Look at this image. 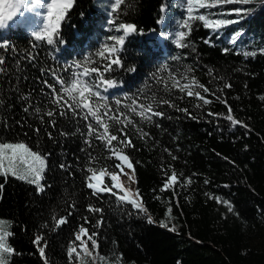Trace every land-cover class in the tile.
I'll return each mask as SVG.
<instances>
[{
    "label": "trees",
    "instance_id": "obj_1",
    "mask_svg": "<svg viewBox=\"0 0 264 264\" xmlns=\"http://www.w3.org/2000/svg\"><path fill=\"white\" fill-rule=\"evenodd\" d=\"M235 8L248 11L241 13L239 23L222 27L218 34L206 28L204 21L191 20V28L182 29L187 33L182 40L190 45L187 48L176 47L167 38L161 45L151 35L158 29L159 19L165 25L180 17L188 19L189 15H204L206 20L236 19L234 13L229 14ZM121 9L122 16L117 17L108 13L100 0H71V7L59 20L52 46L47 45L46 38L33 44L34 32L23 22L25 14L0 28V43L7 42L12 48L0 51L6 69L0 75V93L5 98V105L0 107V141H21L50 153L42 174V192L12 175H0V218L6 220L11 233L6 241L14 249L9 264H44L33 243L36 235L47 241L48 264H67V246L75 240L81 225L88 229L87 234L80 233L81 238L92 246L88 236L97 233V252L117 257L121 264H264V53L259 51L264 48V0L200 7L193 10L195 14L185 16L180 0H122L115 12ZM116 19L136 25L139 31L129 34L124 45L115 44L118 52L114 53V42H108V37L113 35L109 21ZM237 31L243 35L232 45L229 38ZM209 39L211 43L206 42ZM245 51H256L257 55L245 57ZM26 54L29 59H25ZM118 55L122 56V66L105 72V79L97 80V85L101 90L109 88L110 79L108 104L122 108L121 119L127 115L132 123L114 128L115 121L103 117L109 134L118 136L112 145L95 137L73 135L77 127L86 133V123L94 122L88 108L103 115L105 109L95 103L96 89L87 87V78L98 75L92 71L98 63ZM70 66L76 79L63 86L68 91L57 83L61 107L50 105L44 95L50 92L45 82L51 85L54 78L44 70L67 77ZM188 69L191 71L186 72ZM185 72L187 79L180 75ZM193 78L215 93L207 94L197 84H190L211 101L209 104L189 96L187 88L180 91ZM81 80L85 89L79 94L71 86ZM226 83L231 87L225 88ZM17 86L21 93L31 94L33 107L42 108L41 115L56 111L54 128L46 115L42 123L32 110L23 111L25 102L13 91ZM152 96L169 99L176 107L161 105L158 110L164 117L148 122L139 115V103L147 104L146 98ZM127 97L140 100L129 101ZM117 98L120 105L114 104ZM129 103L134 104L136 112L123 108ZM76 104L80 108L74 116L68 106L74 108ZM228 106L233 118L246 128L233 126L226 119ZM181 108H187L191 115L179 111ZM62 110L68 115H59ZM85 114L87 121L83 119ZM120 127L128 137L116 130ZM137 129L150 135H142ZM61 131L69 135H61ZM49 132L53 139L48 138ZM129 138L134 147L120 143ZM117 152L131 159L132 188L138 190V203L144 211L137 212L126 202L117 203L119 195L105 192L94 196L86 186V176H91L85 171L88 167L105 171L107 179L116 163L122 165ZM89 154L96 157L91 163ZM61 163L70 167L62 170ZM173 172L177 181L161 191ZM73 203L75 209L69 207ZM89 204L103 209L102 213L88 212ZM65 216L68 222L57 229V220ZM85 216L91 223L84 222ZM101 218L99 228L93 227Z\"/></svg>",
    "mask_w": 264,
    "mask_h": 264
},
{
    "label": "snow or ice",
    "instance_id": "obj_2",
    "mask_svg": "<svg viewBox=\"0 0 264 264\" xmlns=\"http://www.w3.org/2000/svg\"><path fill=\"white\" fill-rule=\"evenodd\" d=\"M36 2H39V0H36ZM180 2L182 4L186 3L189 6L188 7V13L191 14V12H192L191 5L193 4V0H180ZM196 2L199 4V7H201V8H211V7H215L216 5H220V4H243V5H247V4L251 3L252 0H212L211 4L206 3V0H196ZM24 3H25V0H22V3L16 4V7L21 8L24 5ZM100 3H103L106 5V10L108 11V13H112L113 15H115L117 17L122 16L123 9H121L120 13L115 12V6L120 5L122 3V0H115V3H113V0H100ZM107 6H110V7H107ZM57 7L58 6L55 4V0H53L52 4L47 5V8H48L47 16L51 17L53 15V11L56 10ZM70 7H71V0H68V3L59 6V8H62V9H67ZM164 7H165V14H166V9H167L166 5ZM247 11H248V9H245V8L232 9L229 14L231 15L232 13H234L237 17L236 19L217 18L214 20H206L204 15H198L195 17L189 15L188 19H182L181 21H177L176 22V28L173 29L171 32L167 33L166 35H168L171 38V40L174 41V44L176 47L187 48V47H190V45L188 43H182V40L187 35V33L183 30H180V29H190L191 28V24H190L191 20L204 21L205 22L204 26L206 28H210L213 30L214 34H218V31L222 27L239 23L241 18H242L241 13H244ZM63 16H64V12L59 11L57 13V15L55 16V19L57 21H59L63 18ZM11 19H12V15H9L7 17V20H11ZM6 24L7 23L3 19H0V28L4 27ZM45 28H48L46 36L41 34ZM57 28H58V24L44 25V27L41 31L33 34V36L35 37L33 44H36L37 41H44L46 38L47 45L52 46L54 44L53 35L56 34ZM109 28H110L111 33H113V35H110L108 37V42H114L112 47H111V51L114 53L118 52L117 48L115 47V44L124 45L125 44V38L128 37L129 34L137 33L139 31V29L136 25H134L132 23H128V22H120L119 19H116L115 21L110 20L109 21ZM242 35H243L242 32L237 31L235 34H233L229 38L230 44L236 45L238 38L241 37ZM108 42H105V48L108 47ZM206 42L211 43V40L209 39ZM39 46L40 45H37V47H39ZM4 48H8L9 51L12 50L11 45L8 44L7 42L0 43V51H2ZM224 51L227 52L228 49H225ZM259 51L261 53H264V48L260 49ZM243 54L245 57H249V56L257 55V52L256 51H245ZM101 55H103V53H101ZM25 59H29V56L27 54L25 56ZM53 60L54 61L57 60L54 55H53ZM3 64H4V60L0 59V75H4V73L6 72V69L3 67ZM121 66H122V56L118 55L117 57H112L110 59L106 58L102 64L98 63L96 65V67H94L92 69V71L98 73V75L95 77L89 76L87 78V87L90 89H92V88L96 89V91L93 93V95L96 96L98 98V100L95 103L99 104V107L104 108L105 111H104L103 115H100V114H98V111H93L92 108H88V112L91 113V116L94 118V122L86 123V129H87L86 133L81 132V129L79 127H77L75 129V132L72 133L73 135L79 133L81 135H86V137H88V138L95 137L98 140H106L108 145H112L113 141L118 140V136L116 134H109V125H108V123L104 122L103 117L107 116L109 120L115 121V123L113 124L114 128L116 127V125H123V124H131L132 123V120L129 119L127 117V115H124V118L121 119L122 108H113L112 105L108 104V100L111 98H109L106 95V93L108 92L109 88L112 87L110 79L108 81L109 88H105V89L101 90L97 85V80L105 79V76H104L105 72L110 73L112 71H116V69L118 67H121ZM70 68H71V66L69 67L67 77L60 75V73L56 72L55 70H49V69L44 70L45 74L50 73L54 78L53 83L51 85H49L45 82V85H46V87H48L50 89V92L44 93V95L47 97V102L50 105L61 107V105H60V99L61 98H58L56 95V84L59 83L61 88L64 91H68V89L64 88L63 86L66 83H71L72 81H74L76 79V75H77L76 73L71 72ZM17 70L19 71V65L17 67ZM129 70L134 71V69H129ZM187 71H191V70L188 69V70H186V72ZM186 72L180 74L184 79H187ZM80 83H84V81L81 80ZM190 84H197L198 87L202 88L205 93L215 96V93L211 92V90L209 88L205 87L204 85L199 84L197 81H195L194 78L189 84H184L180 87L181 92H183L187 88L188 89V95L189 96L195 95V97H197L199 100L203 101L204 105L209 104L211 101L206 99L205 96H202L199 91H196L195 89L191 88ZM0 87H2V85H0ZM224 87L229 88V87H231V85L226 83L224 85ZM13 91L17 94L18 99L25 102V106L23 108V111L25 113H28L30 110H32L34 112V114L39 116L42 123L44 121V116L46 115L47 117L51 118L49 120L50 126H52L53 128L56 126V120L54 118L57 114L56 111L47 110L43 113V115H41L42 108L40 106L33 107L32 102H31V94L30 93L29 94L21 93L18 86L16 88H14ZM165 91H167V89H165ZM127 99L129 101H139L140 100L139 97H127ZM146 99L149 101L147 104H144L143 102L139 103V107L141 109L139 112V115L142 117V119L147 120L148 122H152L153 117H161V118L164 117L163 111L158 110L161 105L167 104L169 107H173V108L176 107L175 103H173L169 99H164V98L157 99L155 96L147 97ZM217 99H219V97H217ZM262 99H264V97H262ZM99 101H103L104 103H99ZM224 103L227 104V101L225 100ZM114 104L120 105L121 99L120 98L115 99ZM4 105H5V98H4L3 94L0 93V107H3ZM68 107L72 109V114L75 116V115H77L76 110L80 108V105L76 104L74 108L71 105H69ZM85 107H87V105H85ZM197 107H202V105L197 104ZM123 108L131 109L132 112H136V107L134 106L133 103H129L128 105H124ZM179 111H182V112H185V113H188L189 115H191V113H189V110L187 108H181V109H179ZM148 112H151V115H148L147 114ZM231 112H232V109L230 106H228V113L229 114L226 116V119L231 121L233 126L240 124L241 126L246 128L247 125H244L241 121L235 120L233 118V116L231 115ZM112 113H115V114H112ZM59 115L65 116V115H68V112L62 110L59 112ZM207 115L219 116V114H215V113H207ZM83 119L85 121L88 120L87 114H85L83 116ZM101 128L103 129V131H99V129H101ZM116 130L123 137H128V135H129L124 130L123 127L117 128ZM34 131L37 134H39L40 129L36 128V129H34ZM137 131H140L141 134L145 135V136L150 135L149 133L142 132L141 129H137ZM47 135H48L49 139H53L51 132L47 133ZM61 135L67 136V135H69V133L61 131ZM90 142H91L90 139L85 140L86 144H90ZM120 143L124 144L126 147L127 146L134 147V145H131L130 138L129 139H121ZM121 151H123V149H121ZM115 154L117 156L118 161L127 162V167L129 169L132 168L131 159L128 155H126V154L120 155L118 152ZM23 155H27V156L31 157L33 162H34L33 167L30 171H21V169L18 168L17 165L14 163V160H16L18 158H22ZM48 155H50V153L44 154V153L40 152L38 150V148L33 149L30 145L23 143V142L0 141V175H4V176L12 175L19 180L26 181L29 184L36 185L37 191L42 192L44 190V188L41 186V180L43 179L42 173L45 170L46 160H47ZM95 159H96L95 156H92L91 154H89V163H91V161H93ZM173 159H176V157L173 156ZM5 160H7V164H5ZM69 167H70L69 165H66L64 163L60 164V168L62 170L67 169ZM117 169H119L120 172L123 171V169L121 167V163H116L113 166V168L109 170V175H110V179H111L112 183L110 185L106 184L104 187H101L100 183L91 182L92 179L96 177V172H97L96 168L88 167L87 169H85V171L87 173H91V176H86V186H87V188L93 190L92 195L97 196V195L105 193V192L111 193V195H113V196L117 195V192L113 191L114 188L115 189L121 188V185H120V182L118 179L119 173L116 171ZM102 174L103 173H101V175ZM176 181H177V174L175 172H173L171 174V176L167 177V181L163 184L161 191H164L165 189L169 188L171 186V183H174ZM188 182L189 183L191 182L190 177L188 178ZM205 183H208V181H205ZM2 187L3 186L0 185V188H2ZM136 194L139 195L138 190H137ZM217 199H219V198H217ZM120 202H126L128 204L133 205V207L137 210V212L144 211V209L141 208V205L139 203H137L134 199H130L127 195L118 196L117 203H120ZM225 203H227V201H225ZM69 207L72 209H75L76 205H75V203H73V204L69 205ZM229 210L231 211V208ZM87 211L88 212H95V213H102L103 209H101L99 207H95L92 204H89L87 206ZM168 211L171 212V209H168ZM71 214L72 213L69 212L68 215H71ZM53 219H56V217L54 216ZM147 219H148L149 223H152V218L150 216L147 217ZM67 222H68L67 216L60 218L59 220H57L56 228L58 229L61 224H64ZM84 222L85 223H91L86 216L84 217ZM101 222H102V218H101V220H97L96 224L93 225V227L98 229ZM3 225H4V221L0 220V264H9V258L13 254L14 249L12 247H9L7 242H6V237L10 236L11 233L9 231L4 230ZM46 226L47 225H43L42 227H46ZM161 226L167 227L166 224H161ZM87 232H88V229L85 228L83 225H81L79 227L78 233L87 234ZM96 234L97 233L94 232V233H92V235L88 236V239L92 241L93 249L98 247L97 241L94 239ZM75 240L80 241L81 236L79 234H76ZM86 242L87 241H82V243H86ZM33 243L37 246V249H38L40 256L44 259V264H48V260L46 257V248L48 246L47 241L44 240L43 236L36 235L34 237ZM73 251H74V247L70 243L67 247V253H68L70 258L72 257ZM85 251H88V249H85Z\"/></svg>",
    "mask_w": 264,
    "mask_h": 264
},
{
    "label": "rangeland",
    "instance_id": "obj_3",
    "mask_svg": "<svg viewBox=\"0 0 264 264\" xmlns=\"http://www.w3.org/2000/svg\"><path fill=\"white\" fill-rule=\"evenodd\" d=\"M208 1H212V0H206V2ZM114 2L115 0H113V3ZM52 3H53V0H39V2H36V0H25L24 5L21 8H17L16 7L17 0H0V19H3L7 23L3 28H6L8 23H12L16 21L17 18L22 17L23 14L27 16V19H23V22L26 24V27H28L34 33L41 31L44 25L58 24L59 21L55 19V16L57 15L59 11H63V12L65 11V9L59 8V6L68 3V0H55V4L58 7L56 10L53 11V15L49 17L47 16V12H48L47 5L52 4ZM180 4H181V8L183 9L182 15L183 16L187 15L188 14L187 9L189 6L186 3L182 4L180 2ZM191 7H192L191 14H195V12L193 11L194 9L200 8L196 0H193V4L191 5ZM196 14H201V12H198ZM9 15H12L11 20H7V17ZM182 19H184V17L175 19L174 21L169 22V25H165L163 20L159 19L158 29L152 31L151 35L154 36L161 45H163L164 38L171 40V38L166 34L171 32L173 29H175L176 22L181 21ZM47 31H48V28H45L41 34L46 36ZM71 87L79 94H81L85 89L83 84L78 81L74 83ZM4 142H21V141H4ZM14 163L17 165L18 168L21 169V171H30L33 167L34 162L31 157L27 155H23L22 158H18L14 160ZM5 164H7V160H5ZM121 167L123 169L122 172H120L119 169L117 170V172L119 173L118 179H119L121 188L120 189L114 188L113 191L117 192V195L119 196L127 195L130 199H134L138 203L139 201L138 195L132 188L133 187V175H132L131 169L127 167V162H122ZM101 173L103 174L101 175ZM107 174L109 175V172ZM91 182L100 183L101 187H104L106 184L110 185L112 183L110 179V175H109V178L106 179L105 171H101V170L96 172V177L93 178ZM41 186H42V182H41ZM0 220L4 221V225H3L4 230L8 231L6 220L1 219V218ZM160 220L161 221L167 220V218L164 219L161 217ZM76 234L80 235V233H76ZM82 241H85V240L81 238L80 241L72 240L69 242V244L71 243L73 245L74 251L72 253L71 258L69 257L67 253L68 255V258L66 261L67 264H121L119 258L108 257L106 255L99 254L96 248L93 249V246H91V244H88L87 242L82 243ZM250 241H252V243L255 242L257 244V241L253 239H250ZM85 249H88V251H85Z\"/></svg>",
    "mask_w": 264,
    "mask_h": 264
},
{
    "label": "clouds",
    "instance_id": "obj_4",
    "mask_svg": "<svg viewBox=\"0 0 264 264\" xmlns=\"http://www.w3.org/2000/svg\"><path fill=\"white\" fill-rule=\"evenodd\" d=\"M22 3V0H17V4Z\"/></svg>",
    "mask_w": 264,
    "mask_h": 264
}]
</instances>
